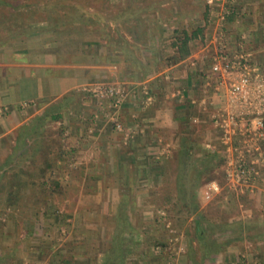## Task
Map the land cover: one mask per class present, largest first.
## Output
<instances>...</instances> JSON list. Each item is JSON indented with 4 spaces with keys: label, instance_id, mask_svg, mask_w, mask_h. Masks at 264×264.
<instances>
[{
    "label": "crops",
    "instance_id": "crops-1",
    "mask_svg": "<svg viewBox=\"0 0 264 264\" xmlns=\"http://www.w3.org/2000/svg\"><path fill=\"white\" fill-rule=\"evenodd\" d=\"M218 3V8L213 3L208 27L215 29V35H226V39H215V43L229 45L232 55L241 51L250 55L264 73V0ZM225 9L235 11L232 15L229 11L225 17ZM73 29H56L50 32L53 36H31L0 47V149L7 147L13 133L21 134L29 125L34 127V120L46 114L49 105L60 103L55 111L60 114L56 121L72 134H82L84 147L90 152L85 160L90 168L76 176L79 181L75 185L80 186L81 193L86 190L96 194L97 199L99 194L120 191L113 208L116 215L108 222L115 227L111 242L118 239L114 243L119 247L110 246L111 242L99 246L104 233L97 230L104 229L103 219L110 204L91 201L96 205L87 208L85 224H81L91 226L90 230L96 233L81 238L76 263L110 264L111 258H126L125 264H151L149 252L131 251L129 243L116 235L121 232L116 229L136 230V215L132 211L146 204V183L160 178L150 169L151 154L157 146L170 142L179 145L183 136H189L207 148L213 144V134L220 135L214 118L226 104L230 83L221 86L211 68L221 49L217 46L212 50L209 63L189 64L185 59L163 72L144 75L128 71L126 84L130 90L124 105L115 111L111 100L103 106L88 91L90 87H85L107 77L117 79L119 60L112 59L114 53L109 55L103 49L99 55L110 62H98L96 57L89 62L95 50L89 54L88 49L82 48L73 38L80 29ZM68 104H72L70 108L62 107ZM117 122L130 129L129 138L114 129ZM92 130L94 133L89 136ZM5 153L6 148L0 155Z\"/></svg>",
    "mask_w": 264,
    "mask_h": 264
},
{
    "label": "rangeland",
    "instance_id": "rangeland-1",
    "mask_svg": "<svg viewBox=\"0 0 264 264\" xmlns=\"http://www.w3.org/2000/svg\"><path fill=\"white\" fill-rule=\"evenodd\" d=\"M142 1L145 2L146 0H102V4H90L93 5L90 7V10L104 17H112L113 15H121L124 8L151 5L150 0L141 4ZM152 2L154 4H157V2L160 3L162 8L156 7V11L150 14H144L143 20H133L130 23L117 20L116 24L109 22L111 31L118 29L120 34L131 44L142 47L139 54L142 56L141 59H143L146 65H156L148 74H153L158 71L163 72L169 67H174L176 64L175 57L178 54L177 45L186 39V37L190 40L188 42L190 56L187 58L189 64L191 62H197L198 64V61H202L203 64L209 63L212 50L218 49L217 46H221V43L217 44L214 40H219L220 38L225 41L226 39V35H215V29L208 27L209 15L213 9V3L208 2V0H152ZM83 4L85 8H88V3L83 2L82 6ZM219 4L215 2L214 5L218 8ZM162 9L170 11L167 15L171 20L169 25L166 23V18L164 19L166 22L160 21L162 19ZM165 13L164 11L163 14ZM153 18L154 20L159 19L158 24L153 21ZM100 26L102 27L103 24H100ZM160 27L163 29V34L160 36L153 34L152 30H157ZM78 28L80 30H77L76 34H73L74 40L80 42L81 46L83 45L82 48H85V50L88 49L89 54H91L93 49L96 51V56L94 51V58L88 59L89 62L96 59L98 62H110V59L99 55L103 49L109 55L114 53L112 59L116 58L119 60L118 71L120 73L117 79L110 80L107 77L105 80L96 81L91 86L87 85L85 88L90 87L89 89H91L96 84L101 83L118 84L123 88L126 94L125 98L127 99L129 85L126 82L129 78L126 76L129 74L128 71L140 74H143V71L130 69L123 64L121 55H117L114 50L116 48L115 42H112L111 46L105 44L104 37H106L109 29L103 27V30H98L99 28L94 26V30H91L83 25H74L73 27L61 29L76 30ZM52 31H46L43 34L35 36H53L50 33ZM186 33L187 35L185 36ZM228 48L229 52H231L229 45ZM85 50L82 51L84 52ZM235 54H238V52ZM148 74L146 73L144 75ZM175 82V79H173L172 83ZM110 104L112 105V102ZM58 105L60 103L49 105V108L45 111L46 114L42 115L41 123L45 125V132L42 137L37 134L35 135L32 130L33 127L30 125L21 133L25 138L24 147L28 149L27 152L23 148L16 155H12L15 143L21 136L17 132V134L13 133V135H10L8 137L9 140L7 139V147L5 148L8 150V153L0 155L1 177L5 174H10L13 170H18L21 162L24 163L26 161L27 154L31 155L32 150L39 147L37 143L41 139L49 138L48 141L51 143L52 151L58 150L59 145H61L67 153L65 160L58 162L59 169L54 174L56 178L61 180L63 187L62 189L54 191L47 207L48 210L46 207H42L40 209V215L37 210L32 208V205H28L29 208L23 207L24 209H21V205L18 208L6 207L5 195L0 192V264H77L80 247L82 246L80 243L81 238L85 239L96 233L90 230L91 226L81 224V222L85 224L83 219L85 213H87V208L94 207L96 205L94 202L110 204L109 213L103 219L104 229L99 227L97 230L101 234L104 233L100 236L98 244L102 247L104 243L108 245L112 241L110 236L113 235L112 231L115 227L113 223L108 225V222H112L113 217L116 215L113 208L120 191L112 190L111 192H106L104 196L103 194H99V199L96 198V194H88L86 190L82 193L80 192V186L78 184L75 185L79 181L77 175L82 171L86 172L90 168L91 164L85 161L89 158L90 152L88 148L84 147L85 137L82 134H72L65 128L66 126L58 121L47 123V120L51 119V114L55 113L58 109ZM71 105H63L62 107L70 108ZM112 109L115 110L113 105ZM116 124L114 129L123 134L125 138H129L130 129L126 130V127L122 125L123 130L118 131ZM93 131L88 132V135H93ZM184 137L179 141V145L170 142L166 146H157L153 150L154 154H151L153 156V162L150 165V169L156 176H160V178L157 180H149L146 183V186H144L148 196L144 201L146 204L143 205L142 202L139 210L132 211L136 215L134 219L137 231L126 228L123 230L116 229V232H122H120V235L118 233L116 235L123 238L125 243H129L131 251L145 250V253L149 252L151 264H193L191 263V257L193 259L196 258L198 263H200V255L204 254L202 249L198 250L197 254L195 252L191 254L190 252L191 244L197 247L196 236L194 235V220L199 216L189 217L187 223L183 224L177 217L170 219L164 209L165 203L163 197L166 191L170 188L169 192L175 193L176 190L174 177L177 172L175 166L168 167L167 163L177 158L175 153L179 151L181 141ZM219 137L220 135L217 133L213 134L211 140L213 144L207 148L203 147L199 142L194 141L196 143L195 152H197V156L202 155L203 159L207 162L210 160L207 157H212L213 154L217 156V163L219 165L218 172L223 180L221 185L219 180L212 179L199 190V193H201V211H207L206 216L209 219H213L210 222L212 224L246 222L247 225L256 228L246 231L243 235L236 233V230L232 236L234 238L243 236L244 240L230 243L218 255L213 254L206 258L203 264H264V161L258 163L256 166L258 175L254 182L249 181L248 184L242 183L240 185L234 184L227 173L229 169L228 163L224 160V147L221 146ZM186 138L191 140L189 136ZM262 147L264 149V140L262 141ZM5 148H1L0 153ZM199 152L202 153L200 154ZM205 152L206 154H204ZM207 152L212 155L207 154ZM252 157L255 158L258 156L257 154H253ZM173 163L175 162L173 161ZM202 166L200 165L199 167L201 168ZM166 173L169 175V186L164 184L163 181ZM213 183L219 186V193L214 192V194L208 196L206 190ZM40 186L36 185L35 188L26 191L27 199L24 205L32 204L30 198L38 197L42 193ZM17 210L18 212H16ZM91 214L95 215L96 213L93 212ZM11 216L15 217L11 219ZM204 224L207 225V223ZM187 232L190 234H187ZM208 233L219 244L230 240L229 232L221 233L218 230L216 232L210 230ZM252 234H259V240L249 239L247 237V235ZM147 238L149 239L147 240ZM114 242L117 243L118 239H114L110 246L115 245L116 248L118 245ZM119 245L122 248L121 244ZM125 259L111 258L110 264H117L120 261L122 264H125Z\"/></svg>",
    "mask_w": 264,
    "mask_h": 264
},
{
    "label": "trees",
    "instance_id": "trees-1",
    "mask_svg": "<svg viewBox=\"0 0 264 264\" xmlns=\"http://www.w3.org/2000/svg\"><path fill=\"white\" fill-rule=\"evenodd\" d=\"M101 1L102 0H0V47L9 45L17 39L24 40L31 36L43 34L46 31L49 32L65 27H73L74 25H83L91 30H94V26H97L99 28L98 30H103L104 27L109 29V32L106 33V37H104L105 44L111 46V43L115 42L116 48H114V50L117 54L121 55L123 64L130 69L143 71V74H148L156 65H146L143 59H141L142 56L139 54L142 47L131 44L120 34L118 29L111 31L109 22L116 24L117 20H123L125 23H130L133 20H143L144 14H150L156 11V7L162 8L161 4L158 2L154 4V2L150 0L151 5L149 6L143 5L142 7L124 8L121 15L104 17L90 10V7L100 4ZM147 1L148 0L145 2L142 1L141 4ZM83 2L89 4L88 8H85L84 4L82 6ZM161 11L162 19L160 21L166 22L167 20L166 23L169 25L171 20L167 15L170 11H166L165 9ZM164 11L166 12L165 14H163ZM233 11L235 10H230L231 15L234 13ZM165 18L166 20H164ZM158 20H154L153 18L156 24H158ZM100 24H103V26L101 27ZM152 32L160 36L163 34V29L160 27L157 28V30L153 29ZM186 35L187 33L185 36ZM189 41L190 40L186 37V39L177 45L178 54L175 57V63L183 61L190 56V51L188 49ZM42 117L43 116L37 119L36 122H33L34 127L32 129L33 133L40 137H42L45 132V125L41 123ZM59 117L60 114L58 115L56 112L52 113L50 116L51 119L47 120V123H54ZM48 139L49 138H45L38 141L37 145H39V147L33 149L31 155L27 154L26 161H24V163L21 162L18 170H13L10 174H5L0 177V192L5 195L6 207L18 208L19 205H21V209H24L25 207L29 208L28 205H32V208L37 210L40 215V209H42V207H46L48 210L47 207L54 191L62 189L61 180L56 178L54 174L55 171L59 169L57 165L58 162L61 160L64 161L67 153L63 150V146L61 145H59L58 150L52 151V147L50 146L51 143ZM24 141L25 138L23 134H21L20 138H18L15 143L13 156L21 149H25ZM195 145L196 143L194 140H189L186 137L183 138L179 151L175 153L177 158L173 159L175 163H173L172 160L167 163L168 167L175 166L177 173L174 177V185L176 190L175 193H171L169 192L170 188H168V191H166L163 197V201L165 203L164 209L168 213L170 219L177 217L180 222L186 224L189 217L199 216L194 220V235L196 236L197 247L191 244L190 252L191 254L192 252L197 254V251L202 249L204 254L200 255V263H198L196 258L193 259V257H191V263L203 264L206 258L213 254L218 255L221 251H224V248L230 245V243L244 240L243 236H239L238 238L232 236L236 230V233L243 235L246 231H250V229H255L256 227H251L247 225L246 222L212 224L210 222L213 219H209L206 216L207 211H201V193H199V190L212 179L219 180L221 185L223 180L218 172L219 165L217 163V156L207 152V154L212 155V157H207L210 159L207 162L203 159L202 155L197 156ZM27 151L28 149H25V152ZM204 154H206V152ZM53 156L55 157L52 159ZM200 165L203 166L200 168ZM164 177V184L169 186V175L166 173ZM36 185H41L42 193L38 197L30 198L32 204L24 205L27 199L26 191L35 188ZM16 212H18V210ZM14 217L15 216H11V219ZM204 223H207V225ZM210 230H213V232L218 230L221 233L229 232L230 240L223 244H219L217 240L211 238L213 237L212 235H209L208 232ZM187 234L190 233L187 232ZM247 237L256 240L260 238L259 234L247 235Z\"/></svg>",
    "mask_w": 264,
    "mask_h": 264
},
{
    "label": "built area",
    "instance_id": "built-area-1",
    "mask_svg": "<svg viewBox=\"0 0 264 264\" xmlns=\"http://www.w3.org/2000/svg\"><path fill=\"white\" fill-rule=\"evenodd\" d=\"M229 11L225 9V17L230 14ZM220 49L211 71L218 76L221 86H225L226 82L230 85L226 104L215 116L214 126L220 131L219 141L224 147L229 178L237 185L248 184L257 178L256 166L264 161V73L250 55L242 51L231 55L224 44ZM88 91L102 105L111 100L116 110L122 107L126 99L123 88L118 84H96ZM116 129L122 131L123 126L117 122ZM253 154L258 157L253 158ZM219 189L217 184H210L206 194L219 193Z\"/></svg>",
    "mask_w": 264,
    "mask_h": 264
}]
</instances>
